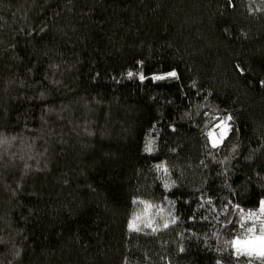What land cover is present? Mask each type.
Returning a JSON list of instances; mask_svg holds the SVG:
<instances>
[{
	"label": "trees",
	"instance_id": "16d2710c",
	"mask_svg": "<svg viewBox=\"0 0 264 264\" xmlns=\"http://www.w3.org/2000/svg\"><path fill=\"white\" fill-rule=\"evenodd\" d=\"M0 140V264H261L229 242L264 199V3L0 0Z\"/></svg>",
	"mask_w": 264,
	"mask_h": 264
},
{
	"label": "snow or ice",
	"instance_id": "6c2138e0",
	"mask_svg": "<svg viewBox=\"0 0 264 264\" xmlns=\"http://www.w3.org/2000/svg\"><path fill=\"white\" fill-rule=\"evenodd\" d=\"M264 3V0H261ZM129 78H132L135 74L131 71L127 73ZM140 81H144L146 79L145 75L142 73L138 75ZM179 79L178 73L176 71H170L166 75H155L152 79L156 81L166 80V79ZM232 117L229 115L223 120L220 121V124L217 125L218 128H221L219 137H216L213 133H208L210 138L211 148H218L220 144L225 139L229 129H230V121ZM6 141L0 140V143H5ZM155 141L149 140L145 145V151L148 153H152L154 148ZM157 170H163L165 174L168 173V168L163 164L156 165ZM174 183V182H173ZM164 187L166 189H170L171 185L167 182L164 183ZM140 203H144L141 201ZM174 203V202H172ZM210 203V201H209ZM150 207V205H149ZM238 208V206H235ZM241 214V227L244 228L246 222H251V226L244 228L243 238L237 236V238L230 241V245L234 251V254L239 256H247L249 258H258L261 260V264H264V200L260 201L258 211H249L247 213L244 212L243 209H239ZM140 219L139 216L133 218L131 222H129V230L131 231H140V227L137 224V221ZM175 217L172 219V223H175ZM257 224L259 227L257 228ZM146 227H152L151 221L145 224ZM169 225L167 222L164 223L163 227L167 228ZM153 231H156L153 228Z\"/></svg>",
	"mask_w": 264,
	"mask_h": 264
},
{
	"label": "rangeland",
	"instance_id": "374dc122",
	"mask_svg": "<svg viewBox=\"0 0 264 264\" xmlns=\"http://www.w3.org/2000/svg\"><path fill=\"white\" fill-rule=\"evenodd\" d=\"M161 75H165V74H161ZM229 123L231 127V121ZM217 125L210 132L213 133L216 137H219L221 128H218ZM229 131L227 135L229 134ZM172 202L173 201L169 199L164 204H161V205H153L151 203L144 202L142 205L141 212L139 213V215H137L140 217V219L137 221V224L140 227V229L143 231H153V228H155L157 231L159 228L163 227L165 222H167L168 225H170L173 217H175L174 209H173L175 204ZM149 221H151L152 227L145 226V224ZM258 227L259 225L257 226V228Z\"/></svg>",
	"mask_w": 264,
	"mask_h": 264
}]
</instances>
